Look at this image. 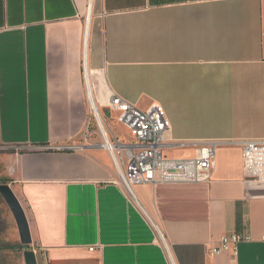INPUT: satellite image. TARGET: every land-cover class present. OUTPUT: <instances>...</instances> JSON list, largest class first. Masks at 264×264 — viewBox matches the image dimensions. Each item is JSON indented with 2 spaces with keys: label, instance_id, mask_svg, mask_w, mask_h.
Instances as JSON below:
<instances>
[{
  "label": "crops",
  "instance_id": "crops-1",
  "mask_svg": "<svg viewBox=\"0 0 264 264\" xmlns=\"http://www.w3.org/2000/svg\"><path fill=\"white\" fill-rule=\"evenodd\" d=\"M87 5L0 0V185L32 241L19 249L13 217L0 225V242L17 246L0 264H24L27 250L38 264H264V186L245 185L240 155L242 141L264 140V0ZM87 86L100 119L113 96L161 108L167 159L218 143L211 180L131 197L109 154L83 145ZM231 233L250 241L209 256Z\"/></svg>",
  "mask_w": 264,
  "mask_h": 264
},
{
  "label": "built area",
  "instance_id": "built-area-1",
  "mask_svg": "<svg viewBox=\"0 0 264 264\" xmlns=\"http://www.w3.org/2000/svg\"><path fill=\"white\" fill-rule=\"evenodd\" d=\"M90 2L88 0V9ZM108 108L118 115L117 121L126 130L127 139L120 140L114 136L111 140L108 137L113 145V149L110 148L99 133L94 114L101 142L92 143L95 132L92 131L93 119L89 115L83 145L101 148L109 154L114 167L113 182L131 197L132 189L137 185L199 184L211 180L218 143H207L198 148L192 158L167 159L163 156V149L170 124L161 108L154 105L147 111H141L115 96L111 97ZM240 155L245 185L264 186V140L242 141ZM248 241L250 236L247 233L224 235L216 244L207 247V253L211 257L226 252L236 256L238 245Z\"/></svg>",
  "mask_w": 264,
  "mask_h": 264
},
{
  "label": "rangeland",
  "instance_id": "rangeland-1",
  "mask_svg": "<svg viewBox=\"0 0 264 264\" xmlns=\"http://www.w3.org/2000/svg\"><path fill=\"white\" fill-rule=\"evenodd\" d=\"M88 103H89V100H88ZM96 108L100 112V115L103 119L106 130L108 132L109 138L112 140L113 137L115 136V137H119L120 140L127 139L128 134H127L126 130L117 121L118 115L114 112H110V110L108 108L107 109L98 108V106H96ZM89 115L93 119L92 131L95 132L94 136L92 137V142L93 143H100L101 138L98 135V128H97V124L94 120V113H93V109L90 106V103H89ZM1 202L4 203L2 198L0 197V203ZM1 219H4V220H2V222L0 221V223H1L0 225H1L2 229L7 227L9 225V223H10V225L14 224V222L12 220V216H11L8 209L4 208V210L1 214ZM2 241H4V240L2 239ZM14 247H17V246H15V244H12L10 242H0V252L10 251V249H12Z\"/></svg>",
  "mask_w": 264,
  "mask_h": 264
},
{
  "label": "water",
  "instance_id": "water-1",
  "mask_svg": "<svg viewBox=\"0 0 264 264\" xmlns=\"http://www.w3.org/2000/svg\"><path fill=\"white\" fill-rule=\"evenodd\" d=\"M0 197L13 217L21 246L30 247L32 241L25 213L8 185H0ZM23 261L24 264H38L36 254L32 250L23 252Z\"/></svg>",
  "mask_w": 264,
  "mask_h": 264
},
{
  "label": "bare ground",
  "instance_id": "bare-ground-1",
  "mask_svg": "<svg viewBox=\"0 0 264 264\" xmlns=\"http://www.w3.org/2000/svg\"><path fill=\"white\" fill-rule=\"evenodd\" d=\"M87 91H88V99H89V103H90V106H91V108H92L91 96H90L91 94H90V90H89V87H88V86H87ZM92 109H93V112H94L95 117H96V121H97L98 126H99V129H100L99 133L103 136L104 140H107V142H108V146L110 145V148L113 149V145L110 144V142L108 141V137H109V136H108V132H107V130H106V127H105V125H104V122H103L102 117H101V119H100V117L97 115L95 109H94V108H92Z\"/></svg>",
  "mask_w": 264,
  "mask_h": 264
},
{
  "label": "trees",
  "instance_id": "trees-1",
  "mask_svg": "<svg viewBox=\"0 0 264 264\" xmlns=\"http://www.w3.org/2000/svg\"><path fill=\"white\" fill-rule=\"evenodd\" d=\"M15 248H16V247H14V248H12V249H15ZM12 249H10V250H12ZM19 249H22V246H20Z\"/></svg>",
  "mask_w": 264,
  "mask_h": 264
}]
</instances>
